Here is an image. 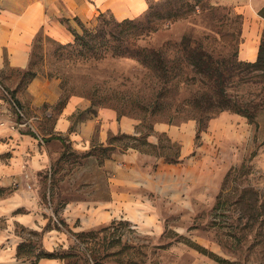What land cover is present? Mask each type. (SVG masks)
Returning a JSON list of instances; mask_svg holds the SVG:
<instances>
[{"label": "rangeland", "instance_id": "1", "mask_svg": "<svg viewBox=\"0 0 264 264\" xmlns=\"http://www.w3.org/2000/svg\"><path fill=\"white\" fill-rule=\"evenodd\" d=\"M148 2V8L128 19L153 30L124 44L130 50L145 48L156 52L152 63H144L138 56L113 55L117 42L110 43L112 49L92 52L87 51L82 41L63 44L39 34L24 69L6 65L0 69V94L4 96L11 85L21 91L35 78L38 87L46 83L47 90L55 95L52 104L43 101L36 108L41 117L34 125L38 134L51 130L54 116L71 97L89 100L92 110L110 108L118 117L134 119L135 137L150 135L157 123L181 127L186 137L184 124L194 123L189 151L182 155L181 143L166 134H159L158 145L152 148L109 135L108 146L95 145L81 154L73 153L63 140L64 149L51 166L49 192L48 178L41 179V198L52 210V224L69 230L66 239L55 240L51 252L65 264H262L264 73L242 65L245 61L239 59V47L249 21L258 22L260 42L263 39L264 17L259 11L264 9V0ZM100 13H105L110 21L105 27L108 35L117 31L112 22L126 19L109 10ZM97 16L75 31L79 34L85 30L98 31ZM201 54L230 73L226 93L231 102H242L256 112L254 122L239 113L223 110L206 122L195 139L197 120L191 117L188 108L196 95L207 93L195 65ZM166 76L171 77L172 85L167 83ZM10 103L12 111L21 118ZM49 109L53 113L47 116ZM223 114L236 116V120L210 130L211 122ZM125 144L136 145L138 149L130 148L179 169L173 172L177 173L175 181L169 180L162 195L155 199L162 230L159 233L142 230L124 217L83 229L78 228L79 223L69 228L63 209L65 194L71 193L73 172L76 182H85L83 192L100 194L105 188L106 174L101 175L98 165L111 156L116 146L125 150ZM9 193V188H0V197ZM9 223V218L0 213V239ZM14 235L20 240L17 262H33L44 250L39 232L15 224ZM11 238L4 240L2 246L9 244Z\"/></svg>", "mask_w": 264, "mask_h": 264}, {"label": "crops", "instance_id": "2", "mask_svg": "<svg viewBox=\"0 0 264 264\" xmlns=\"http://www.w3.org/2000/svg\"><path fill=\"white\" fill-rule=\"evenodd\" d=\"M148 7V0H0V69L5 65L24 69L39 34L54 42L69 43L80 25L85 26L100 12L109 10L119 18H129ZM259 42V24L249 21L239 47V59L255 61ZM38 85L36 78L21 91L16 85H11L8 90L14 92L16 103L4 88L6 96L0 94V188L10 190L5 197H0V213L10 222L1 234L0 264H65L59 258H40L34 263L17 262L16 249L20 240L14 235L15 224L39 232L43 249L48 252L55 248L56 239L67 238L69 230L58 229L52 224V210L41 198V179L48 178L49 192L51 166L64 149L63 140L73 153L81 154L95 145L108 146L109 135L136 133L137 121L134 119L118 117L110 108L92 110L89 100L71 97L54 116L51 130L38 134L34 125L41 117L37 115L36 108L43 101L52 104L56 98L47 90L46 83L43 87ZM42 93L44 96H41ZM10 101L21 118L12 111ZM47 113L50 116L53 112L49 109ZM235 120L236 116L223 114L211 122L209 129H217ZM184 125L188 132L186 137L181 127L157 123L146 140L150 145L157 146L159 134H166L172 141L181 143L180 154H186L194 123ZM141 152L130 147L125 150L115 147L111 156L98 165L101 175L106 174L105 188L100 194L83 192L85 182H76L73 172L71 193L65 194L63 209L69 228L79 223L78 228L83 229L124 217L142 230L155 233L162 230L155 199L162 195L169 180L175 181L177 173L174 175L173 172L179 169L163 159H153ZM93 160L97 162L96 158ZM82 172L78 171L76 177ZM180 175L184 177V172L181 171ZM48 199H51L50 196ZM9 236L13 237L9 244L2 246Z\"/></svg>", "mask_w": 264, "mask_h": 264}, {"label": "trees", "instance_id": "3", "mask_svg": "<svg viewBox=\"0 0 264 264\" xmlns=\"http://www.w3.org/2000/svg\"><path fill=\"white\" fill-rule=\"evenodd\" d=\"M149 10H151V8H149ZM262 11H264V9H261L259 11V14L264 17ZM97 20L100 22L98 25V31L92 32L90 30H85L83 34L74 32L73 42L76 43L78 41H82L87 51L92 52L107 51L109 49H112L110 47L111 42H117L118 46L112 49L113 55L127 57L138 56L139 58H141L142 62L147 64L154 61L153 54H155L156 52L147 51L145 48H135L134 50H130L127 48L126 44H124V41L138 39L145 33L153 30V28L139 26L137 20L126 18L120 22H112L113 28H116L117 31L109 32L108 35L106 34L105 27L110 23V21L106 19L105 13H99V15L97 16ZM191 57L192 55L189 54L188 58L190 59ZM198 59L199 62H195V65L197 66V73L201 76V81L203 82V86H205V91L207 93H202L199 96L196 95L193 103L188 108L192 113L191 117L197 120V131L195 139L199 138L200 132L203 131L206 127V122L214 115L223 110H230L235 113H239L245 116L249 120V122H254L256 112L249 110L247 104H244L242 102H231L228 94L226 93V82L230 77V73L225 69H222L221 66L217 63L206 60V58L203 57V54L199 55ZM242 65L247 68L261 70L264 73V36L260 42L256 60L253 62L242 63ZM166 81L167 83L172 85L170 76H166ZM7 93L10 94L11 98L16 103V100L14 99V92L7 90ZM147 135L148 133H145L144 135L141 134L140 137H135L132 135L119 134L117 136H114L113 138L118 140L123 138L127 139L128 141L135 140L140 142L141 145H146L152 148L154 146L150 145L146 140ZM124 146L128 147V144H125ZM130 147L138 149V147H136V145L134 146L133 144H131ZM40 258H58V256L55 252L40 250V252L36 255L33 263Z\"/></svg>", "mask_w": 264, "mask_h": 264}]
</instances>
